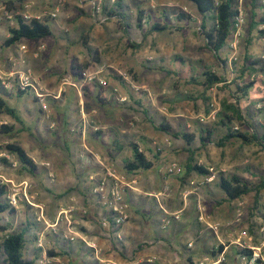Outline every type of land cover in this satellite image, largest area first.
<instances>
[{
    "label": "rangeland",
    "instance_id": "rangeland-1",
    "mask_svg": "<svg viewBox=\"0 0 264 264\" xmlns=\"http://www.w3.org/2000/svg\"><path fill=\"white\" fill-rule=\"evenodd\" d=\"M115 2L117 0H114V2L102 0L101 4L103 8L108 9ZM138 2L142 3L139 4ZM122 4L124 7L122 13L125 15L123 22L128 25L126 33H124V30L119 26L116 19H109L104 24L95 23L92 18L90 20L85 19V21L92 24L89 28L87 25L75 24L74 20H71V23H74L71 25V29L58 23L51 28L52 37L47 38V40L54 41L52 43L53 51H51L47 58V63L51 59V66L48 67L44 62L43 65H46L49 74L52 73L54 75L52 80L56 81L55 85H60L63 82L67 85L75 84L77 87H66L64 98H62L63 90L52 92L47 86H40L42 80H40L38 75H34L33 68L24 62L25 52H21L19 49L20 42L8 48L3 47V42L8 35V27H10L8 22L15 20V14H20L22 8L18 4L12 8H8L6 4H2L6 5L8 11H12V16L8 19L0 11V58H2L3 54H8L18 61L15 64L14 61H9L7 65L0 60V98L9 107L16 110L24 125L29 128L28 131H21L15 139L0 137V186L6 187L7 193L5 198L7 201L9 197H15L17 206H12L17 213H4L0 215V226L7 227L9 232L16 231L26 224H29L30 227L34 226L41 229L44 226L48 228L46 224L49 225V228L53 227L52 223H56V221L55 228H63L64 224L67 223L65 215H57L56 212L57 218L55 219L52 217L51 212L60 209V206L64 208L63 204L67 202L65 201L66 197L63 199L58 193L62 185L66 184L65 178H67L64 174L65 169H63L66 163L65 157L67 158V153L64 149L65 136L68 135V132L73 135L78 131L77 122L67 120V116L71 119L68 113L76 114L75 107L77 106L72 105L75 99H77L76 97H92L91 93L94 92L96 94L100 87L106 91L101 95L110 93V99L117 106H113L114 109L103 105V107L100 106V109L94 115L97 116V120L101 121V123L98 121L96 122L97 124L89 122L90 127L88 129L94 131L93 129L96 127L98 132L107 131L110 126L105 127L107 125L105 124L107 122L106 119L114 116L115 120L110 129H115L118 132L124 131V134L121 135H125L126 137L123 139L124 144L122 146L128 144L127 146L129 147L132 143L130 142L131 136L146 124H142L143 121L141 120L142 109L140 105L142 101L145 109L148 112L150 111L154 123L157 124L160 121V124L168 125L172 130L181 128L190 133L196 130L198 125L209 128L214 126L217 122L216 115L220 110V102L227 100L228 96L230 97L235 90V86L231 80L233 76L231 74L225 75V80H231V82L225 84V89L223 88L224 86L219 85L218 88L215 87L208 92L207 96L210 99L208 103L209 113H205V107L200 98L202 88L197 85L186 84L184 80L199 76L203 67H210L220 74L224 71L223 68L226 65L234 68L236 71L242 67L245 47L248 46L247 37L249 36L248 31L251 20L247 0H243L241 3L243 24L237 33H235L236 30H233L227 46L221 52V59H227L224 67L214 58V54L204 47L205 40L201 34L200 14L188 0H122ZM136 7L138 8L136 9ZM141 7L142 9H139ZM53 9L50 8L51 11ZM62 9L67 8L64 6ZM138 10L144 13L145 22H141L142 30L137 26ZM75 11H71L69 14L77 15L82 10L75 7ZM90 12H92V9H90ZM257 12L261 11L257 10ZM179 14L187 15L189 19L178 20ZM44 19L48 20L46 17ZM153 23H165L168 29L162 32H153L143 40L141 33L148 30ZM206 25L207 27L211 26L212 21L206 20ZM94 26H97L98 31L94 29ZM73 28L74 31H72ZM85 28H88L86 33L90 34L92 38L90 41L91 46H89L91 47V52L87 51L82 44L80 45V48L84 49L83 52L87 55L80 58L83 63L76 65L75 69H73L75 74H73L74 77L70 81L67 79L69 72H65L69 70L63 66L67 60L62 57L63 49L59 41L62 39L65 43H70V40L76 39L75 37L80 35L79 31L85 30ZM70 33L74 36L69 37ZM105 34L108 37L107 40L101 41L100 37ZM128 41L138 44V48H131ZM43 49L44 46L40 50L35 51L36 59H40V51ZM257 51L253 41L248 46V53H250L251 57L254 55V59L258 60V57H255V55L259 56V52ZM18 52L20 55L17 59ZM176 57L181 59L182 64L179 65ZM100 65L103 66V72L96 71L100 68ZM159 66L168 70L179 69L176 71L181 73L184 79H177L176 74L168 75L157 71L156 68ZM86 69L87 72L83 75ZM27 70L31 71L29 77L30 84L33 85L38 93L44 95L42 99H44L45 109L42 108L40 98H37L33 88L30 87L28 90H25V94L19 95V90L17 89L18 79L19 76L24 73L26 74ZM89 76L93 77L92 81H88L87 77ZM116 77H120L121 80L116 79ZM98 79L104 81L106 83L105 86L99 85ZM252 79H260L264 83V74H246L243 83H247ZM103 89H99V93ZM56 95H59L58 99L61 100V104L54 109L51 103L56 101L53 98ZM121 98H125V101H121ZM136 99H139L141 103L136 104ZM90 102L91 100H87V103ZM259 102L258 100L253 101L251 98L242 99L240 100L239 107L243 112L244 119L247 121L245 125L251 124L256 130L261 132L263 130L261 123L264 110L263 112L257 110L258 106L262 104ZM62 114L65 115L62 116ZM75 114H73V117H75ZM0 124L12 125L15 129L22 128L15 119L5 113H0ZM81 124L83 125V121ZM233 125L238 129H246L240 126L238 122H234ZM148 127L150 129L151 125L148 124ZM223 134L224 131L222 132V129L217 128L212 137V142L208 144L210 147L209 151L205 149L204 154L208 155V153H211V156H219V152L221 151L223 153L221 161L224 162L225 159L227 163L219 167L217 165L209 167L213 168L216 177L219 175L224 176L226 173L230 176L232 172L241 174L236 169L237 167H235L236 163L247 160L248 171L245 174L251 180L245 181L252 185H257L260 178L264 179V152L259 148L257 149L254 145L241 146L240 150H237L236 144H228L222 149L216 143L221 139ZM105 135L109 137L107 141H110V137H112L111 132L107 131ZM94 141L100 145L102 152H108L109 147L103 145L102 138H97ZM172 141L171 137L166 136L164 144L170 147ZM11 142L20 145L32 159L35 164L33 174L23 172L14 156L1 150L6 143ZM162 149V144H160V150ZM233 154L236 156L235 158L232 157ZM240 156L242 160H239ZM231 157L234 160V164L227 161ZM2 159H5L10 165L5 164ZM72 167L73 169L77 167L75 161ZM223 168L225 169L224 171L221 170ZM114 169L120 174L121 171L119 169ZM251 173L252 175H250ZM173 177V175L167 174V178L172 179ZM162 188V193L165 195L170 190L168 181ZM36 204L46 205V209L44 208L42 215L41 210L34 207ZM71 204L77 208L76 202ZM148 206L150 210L154 209L153 203H150ZM201 206L205 211V207L202 204ZM232 209L235 212V216H237L238 231L241 230L239 229L240 227H248L246 225L247 221H252L251 225L254 227L257 225L256 231L259 233L260 226L264 225V190L261 192L257 205L253 202L252 193L235 201ZM45 211L47 214H45ZM254 216L256 218L259 217V219L254 220ZM37 217L39 219L38 222L36 220ZM69 225L73 224L69 223ZM74 225L78 227L77 224ZM204 227L206 226L204 225ZM250 232L249 234H252ZM3 234H0V243ZM259 234L257 235L259 236ZM260 235V241L262 240L263 242L264 236ZM248 236L247 234L246 238L241 239L243 248H247L248 246ZM235 237H232L231 240L235 239ZM80 243L84 244L82 241ZM227 244H229V241H227ZM47 247L51 249V246L48 245ZM1 257L2 253L0 252V264H3ZM24 257L27 258V256Z\"/></svg>",
    "mask_w": 264,
    "mask_h": 264
},
{
    "label": "crops",
    "instance_id": "crops-1",
    "mask_svg": "<svg viewBox=\"0 0 264 264\" xmlns=\"http://www.w3.org/2000/svg\"><path fill=\"white\" fill-rule=\"evenodd\" d=\"M110 1L114 2V0ZM119 1L122 4V0ZM138 3L141 4L140 2ZM2 4H7L10 8L17 4L21 5L22 14H27L31 18H40L43 20L46 14L52 12L50 8L55 9L59 6V12L55 18L46 17L48 20L45 19L51 28L57 23L68 26L70 29L71 25L74 23L87 25L89 28L92 24L85 21V19L90 20L91 18L96 23L94 10L90 6V0H0V6ZM64 6L67 9H62ZM75 7L82 11L77 15H70L69 13H71V11H75ZM137 8L138 7H136V9ZM70 9L72 10L70 11ZM90 9H92V12H90ZM139 9H142V7ZM261 17H263V12H257L255 21L259 23L258 26L254 28V33L252 31L247 37V45L249 46L254 41L256 49L258 50L257 52H259V56L255 55V57H258V59L264 63V38L258 34L259 30H264V23L261 22ZM200 19L202 23L203 20L201 15ZM71 20H74V23H71ZM143 20L145 22V19ZM206 20H208V18ZM206 20H204L205 24ZM8 23L10 27H15L16 19ZM88 28L79 31L81 36L77 35L75 37L76 39L70 40V43H65L62 39L59 41L63 49L62 57L67 60L63 66L69 70L65 72H69V77L67 79L70 81L72 77H74L73 74H75L73 69H75L76 65L83 63L80 58L87 55L83 52L84 49L80 48L82 44L81 37L83 36L86 39L87 45L91 46L90 41L92 38L90 34L86 33ZM94 29L98 31L97 26H94ZM72 31H74V28ZM68 36L72 37L74 35L70 33ZM48 37H52V34ZM48 37L36 40L23 39L20 41V45H25L27 47L24 53V62L33 68L34 75L40 77V80H42L40 86H47L52 92H60L63 90L62 98H64L65 88L74 87L63 82L60 85L54 84L56 82L52 80L54 75H52V73L49 74L48 68L46 67V65L48 67L51 66V59L47 63V58L51 51H53L52 43L54 42L53 40H47ZM107 38L105 34L100 37V40L106 41ZM42 45L44 49L40 51V59H36L35 51L40 50ZM204 47L207 49L205 42ZM248 54L250 55V53ZM19 55L18 52L17 59ZM253 56L251 58L254 59ZM0 60L7 65L9 61H14V64L18 61L8 54H3ZM43 62L46 65H43ZM223 69L224 71L221 74L214 69L213 71L223 77L231 74L233 76L231 80L234 86L243 83L245 76H240V68L236 71L234 68L226 65ZM96 71L103 72V66L100 65V68ZM86 72L87 69L83 72V75L86 74ZM231 80H226L225 83H229ZM99 89H101V87L98 88L96 94L94 92L91 93L92 97H76L77 99H75V102L77 101V103L74 102L72 104L77 106L75 107L76 114L73 113L75 117H73L74 115L71 113H68L71 119L67 116V120L72 122L76 121L77 123H75L78 127L77 133L71 135L67 131L68 135L65 136L66 142L64 149L67 153V158L65 157L66 163L63 169H65L64 174L67 178H65L66 184L64 183L62 185L58 194H60L63 199L66 197L65 201L67 202L63 204L64 208L60 206V209L51 212L52 217L55 219L57 218L56 212L57 215H65L67 223L64 224L63 228H55L56 221V223H52L53 227H50L52 228L51 230L49 226L48 228L44 226L41 229L34 226L29 227L25 237L27 240L24 249V256H27V258L24 257L25 260H39L42 249L38 247L37 241L41 240L44 245L48 244L51 246L48 254L61 261H66L69 264H100L99 261L93 257L91 251L85 244L80 243L82 239H84L96 242L100 248V260L109 261L112 264H197L199 261H203L204 258L210 257L216 259L221 252L226 253L225 260L222 264H238V251L243 247L241 242L242 238H246L247 234L249 235L247 248L258 246L262 243V240L260 241L259 238L261 235L256 231L257 225L256 227L252 226V221L246 222L248 227L243 226L239 228L241 229L240 231L237 230L238 221L236 220L237 216H235L232 205L235 201L242 199L243 196L233 201L227 200L219 187L220 175L215 177L213 181L203 183L196 187L193 184L197 185V183H200L208 174L197 175L191 173L189 176L185 174V165L188 154L191 151L194 152L195 162L204 169L216 165L219 167L227 163L225 159L224 162L221 161V159H223V153L221 151L219 152V156H211V153H208V155L204 154L205 149L209 151L210 147L208 144L201 145L199 141V125L196 127V130L189 133L195 136V140L191 146H188L180 137L173 135L181 132L187 133L186 131L181 128L171 129L169 132L160 131V129L156 128L160 125V121L157 124L154 123L151 117L152 115L150 111L148 112V110L145 109L143 101L141 103L139 99H136V104L141 103L142 124H146L142 126V129L136 131L134 135L131 136L130 142H132L131 145H136L138 147L148 161L152 162V167L148 170L128 172L125 170L124 165L126 161L131 160L132 149H130L131 146H129L130 148L127 146L128 144L122 146L124 144L123 139L126 137L125 135H121L124 134V131L118 132L115 129H110L115 117H108L105 123L107 124L105 127L110 126L107 130L111 132L112 137H110V141H107L109 137L105 135L107 131H97V133L88 129L92 122L94 124H97V121L101 123V121L97 120V116L94 115L100 109V106H107L111 109H114L113 106H117L114 105L110 99V93L101 95L105 90L102 88L103 91L99 93ZM248 98H251L253 101L259 100V103H262L260 105H264V83L261 86L255 84L249 91L248 97L243 99ZM54 100L56 101H53L51 105L56 109L60 106L61 100L58 98ZM87 100H91V102L87 103ZM227 101H234L231 95L230 97L228 96ZM72 105L70 107L71 111ZM63 115L65 114H62V116ZM82 121L85 127L81 124ZM148 124L151 125L150 129ZM220 129L225 133L223 128ZM166 136L173 139L170 147L164 144ZM97 138H102L103 145L109 147L108 152L104 153L101 151L100 145L94 141ZM160 144H162V150H160ZM228 144H236L237 150H240L241 146H245L242 145L240 141L231 139L221 148H225ZM251 145L256 146L257 149L259 148L257 144ZM206 156L208 157L206 158ZM232 157L235 158L236 156L233 154ZM232 157L227 159V161L234 164ZM239 160H242L241 156ZM74 161L77 163L75 169L72 167ZM172 162L180 165L182 171L179 175H173L174 177L170 179L167 178V171L165 173V168L167 170V166ZM246 162L247 160H242L241 163H236L235 167H237L236 169H238L241 174L232 172L230 176L226 173V175L222 177L229 179L232 176H237L244 181H250L251 179L245 174L248 171ZM109 167L119 169L121 171L120 175L124 176L127 181L134 180L136 182L135 189L128 190L126 193L129 220L118 230H113L108 208L103 205L99 193H94L95 187L104 176V170ZM221 170L224 171L225 169L223 168ZM242 172L244 173L242 174ZM250 175H252V173ZM167 181L170 190L164 195L162 193V186H164ZM191 182H193V184H191ZM153 195L158 196V201L155 200ZM246 196L247 195L244 197ZM73 202H76L77 208L71 204ZM150 203L154 204L153 210L148 208ZM198 204H202L205 207L207 215L206 221L219 225L218 236L214 235L205 224L206 227L197 220ZM34 207L41 210V215L44 208L46 209V205L42 204H36ZM15 213H17V211H15ZM176 213L179 215L178 219H174L172 216ZM45 214H47L46 211ZM105 218H108L107 226H104L102 223ZM253 218L254 220L259 219V217L256 218V216ZM36 220L38 222V217ZM165 222L166 225L163 228ZM69 223L73 225H69ZM74 224H77L78 227ZM250 230L252 231L250 232ZM249 232L252 234H249ZM257 234H259V236ZM116 235H118L119 238H117ZM232 237H235V239L231 240ZM227 241H229V244H227ZM188 243L191 244L190 248L187 246ZM213 251L215 254L212 253ZM1 258L3 263V255Z\"/></svg>",
    "mask_w": 264,
    "mask_h": 264
},
{
    "label": "trees",
    "instance_id": "trees-1",
    "mask_svg": "<svg viewBox=\"0 0 264 264\" xmlns=\"http://www.w3.org/2000/svg\"><path fill=\"white\" fill-rule=\"evenodd\" d=\"M195 7L198 13L201 15L203 22L201 23V34L205 40V46L213 54L214 58L220 62L224 67L227 62V59H221V52L225 49L228 44V40L233 32V25L235 18L238 16V0H188ZM7 5V4H6ZM248 9L251 13V23L249 26L248 33L251 34L254 28L258 26L255 17L257 15V10L263 12V17H261V22L264 23V2L263 0H247ZM8 6V5H7ZM9 8V6H8ZM123 5L118 0L111 7L103 8V12L111 17L116 19L119 26L122 27L124 33H126V28L128 27L125 22V15L122 13ZM189 19L187 15L179 14L178 20ZM209 19L212 21V25L207 27L204 20ZM144 19V13L141 10L137 12V26L142 30V20ZM148 19V17H147ZM168 29L165 23H153L150 25L149 29L145 32H142V39L145 40L153 32H162ZM8 37L3 42V47H11L12 45L20 42L23 39L27 40H36L43 39L52 34L51 27L48 24L47 20H41L32 18L29 21H24L20 16H16V26L8 28ZM264 38V30L261 29L258 31ZM82 45L85 49L91 52V47L87 45L86 39L81 37ZM128 44L131 48H138V44H135L131 41H128ZM179 65L182 64L181 59L176 57ZM157 71L164 72L165 74L171 75L176 74L177 79L183 80L184 77L181 76L176 70H168L164 67H157ZM252 74H264V63L260 59L256 60L251 58L248 54V47H245L244 53V62L240 68V76ZM116 79L121 80L120 77ZM225 77L218 75L210 67H203L200 75L197 77H191L188 80H184L186 84L197 85L202 88V94L200 96L204 107L205 113H209V97L207 96L208 92L213 88H218L219 85L224 86L225 88ZM255 84L263 85V81L260 79H252L247 83H242L241 85L235 86V91L231 94L233 102L223 100L220 102V110L217 113V122L212 127H198L199 129V141L201 145L209 144L212 142V137L217 128H223L225 133L219 141H217L218 147H224L225 143L231 139L240 141L242 145H251L257 144L259 148L264 152V125L261 123L262 131L259 132L251 124L245 125L247 122L243 117V112L239 107V102L243 98H247L249 91ZM222 88V87H220ZM102 89V87H101ZM25 91H19V95L25 94ZM262 100V99H261ZM259 102V100H258ZM258 111L264 110L263 107L258 108ZM0 113H5L15 119V121L21 125L22 128L15 129L12 125L0 124V137H6L9 139H15L21 131H28L29 128L24 125L20 117L18 116L15 109L9 107V105L0 98ZM234 122H238L240 126L245 127L246 129H238L233 125ZM160 131L169 132L171 128L168 125L160 124L158 127ZM252 131V132H249ZM98 133V132H97ZM202 133V134H201ZM176 137H180L186 145L191 146L195 140L193 134L181 132L173 134ZM132 149V158L125 162L124 168L128 172L136 170H148L152 167V162L148 161L143 153L139 151L136 145H131ZM4 152L13 155L16 160L19 162L20 168L23 172L33 174L35 170V164L32 159L26 154L25 150L18 144L11 142L6 143L3 148ZM3 162L7 165H10L5 159H2ZM185 174L189 176L191 173L197 175H206L208 174L207 170L202 166L198 165L194 160V152L191 151L188 154L187 162L185 165ZM220 190L223 195L226 196V199L229 201L236 200L242 196L253 193V202L255 205L258 204V201L261 196V192L264 190V179L260 178L257 185H252L240 177L232 176L229 179L220 177ZM7 193L5 186H0V215L4 213L14 214L15 209H13L5 198ZM29 224L21 227L16 231H8L7 227L0 226V232L4 233L0 243V252L3 255L4 264H36V261H28L24 259V249L27 243L26 234L29 230ZM8 231V232H7ZM213 254L214 251L212 252ZM51 254V253H50ZM251 251L248 248H243L238 251V259L240 256H250Z\"/></svg>",
    "mask_w": 264,
    "mask_h": 264
},
{
    "label": "built area",
    "instance_id": "built-area-1",
    "mask_svg": "<svg viewBox=\"0 0 264 264\" xmlns=\"http://www.w3.org/2000/svg\"><path fill=\"white\" fill-rule=\"evenodd\" d=\"M102 0H90V6L94 10V18L97 23L104 24L108 22L109 19H114L109 16H107L103 12V6L101 4ZM243 0H238V16L235 18V22L233 25V30H236L235 33L238 32L240 26L243 24V12L241 11V3ZM264 2V0H263ZM0 11L3 13L5 17L8 19L12 16V11H8L6 5H2L0 7ZM59 12V6L56 7L52 12L46 14L45 17L48 18H55ZM16 16H20L24 21H29L32 19L27 14H15ZM40 19V18H36ZM42 20V19H41ZM144 20H142V23ZM233 46H235L233 44ZM43 48V46H41ZM19 49L21 52H25L26 47L24 45H20ZM30 70L26 71V74L19 76L18 83H17V89L19 91H25L28 90L30 87L33 88V91L35 92V95L37 98H40L41 106L43 109H45L44 106V97L43 94L38 93V91L33 87V85L29 82V77L31 75ZM88 81H92L93 77H87ZM98 83L101 86H105V82L101 79H98ZM73 87L77 88L75 84H71ZM50 96V95H48ZM54 99L59 98V95L53 96ZM121 101H125V98H121ZM264 108V105H259L258 108ZM262 124L264 125V115L262 119ZM83 127H85V124L83 122ZM94 131H97L98 129L94 127ZM140 151V150H139ZM48 166V164H46ZM208 175L200 182L197 183V185L193 184L194 186L198 187L202 185L203 183L211 182L215 179V171L212 167H208L207 169ZM167 174L168 175H179L182 171L181 167L175 163L170 164L167 167ZM136 182L134 180L127 181L124 176L120 175L116 169L113 167H109L105 170L104 176L100 179L98 185L94 189V193H99L101 201L103 205H105L108 208L110 219L112 222V228L113 230H118L120 227H122L125 223L129 220V214H128V204L126 202V193L128 190H134L135 189ZM161 195V194H160ZM155 200L158 199V196L153 195ZM158 201V200H157ZM8 203L12 207L16 206V200L15 197H9ZM174 219H178L179 215L176 213L172 215ZM39 220V219H38ZM197 220L203 224H205L211 232L218 236L219 231V225L217 223H211L207 222L206 213L204 211V208L201 206V204L197 205ZM104 226H107L108 224V218H105L102 222ZM46 224V223H45ZM49 226L48 224H46ZM165 224L163 225V228L165 227ZM259 233L264 236V225L260 226ZM117 238H119L118 235H116ZM72 240V239H70ZM85 246L91 251L93 257L99 261L100 264H112L109 261H102L99 258L100 255V248L98 247L97 243L90 240H84L82 239ZM38 247L41 248V256L38 261H36V264H68L66 261H61L58 258L49 255V248L47 247L48 244L45 246L44 243L41 242V240L37 241ZM188 248L191 247V244L188 243ZM243 248V247H242ZM251 254L250 256H240L238 259V264H264V241L254 247H249ZM225 260V252H221V254L216 258L212 259L210 257L204 258L203 261H199L197 264H222Z\"/></svg>",
    "mask_w": 264,
    "mask_h": 264
}]
</instances>
